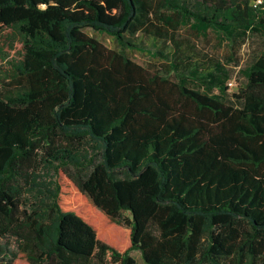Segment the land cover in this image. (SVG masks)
<instances>
[{"label":"trees","instance_id":"obj_1","mask_svg":"<svg viewBox=\"0 0 264 264\" xmlns=\"http://www.w3.org/2000/svg\"><path fill=\"white\" fill-rule=\"evenodd\" d=\"M154 2L0 0V81L17 83L0 89V264H140L133 251L147 264H264V49L232 98L180 45L177 79L125 52L151 26L177 42L169 28L185 18L264 38V0H158L173 12L160 24ZM91 141L99 162L78 157ZM45 165L49 221L29 195Z\"/></svg>","mask_w":264,"mask_h":264},{"label":"rangeland","instance_id":"obj_2","mask_svg":"<svg viewBox=\"0 0 264 264\" xmlns=\"http://www.w3.org/2000/svg\"><path fill=\"white\" fill-rule=\"evenodd\" d=\"M154 7L158 10V16L160 17L154 20L157 24L161 23L162 14L166 17L173 14L170 9L161 7L158 0H155ZM156 30V27L151 26L148 31L140 32L136 37L143 41L144 46L141 48H126L127 55L151 70H163L165 73H170L172 78L177 79L176 71H172L171 55L175 48L177 50V45H180L186 56L191 57L193 60L199 57L201 61H207L208 67L214 68L222 83L227 86V94L230 98L233 97V93H237L240 87L245 85L247 68L264 49V38L260 33L251 31L245 37L237 36L235 40H230L213 27L201 26L194 19H181L176 24V29L169 28L170 31H173L171 33L174 34L177 42L173 38L172 40L163 38L158 35ZM85 31L108 48L121 49V45L111 34L90 27L86 28ZM6 34L2 35L4 40H7ZM231 80L237 83L236 87H230L229 81ZM14 85H17V83L9 84L0 81V89L2 90H7ZM189 85L214 94L221 92L218 87L209 89V87H202L193 81H189ZM77 154L84 161L90 158L99 162L102 160V147L100 143L91 141L85 148L77 151ZM56 178V170L45 165L37 172V186H33L34 189L29 194L32 202L40 206L42 214L48 221L54 217L51 204L53 203L52 196ZM12 249L18 250L16 241L13 242ZM132 254L140 264H147L140 251H133Z\"/></svg>","mask_w":264,"mask_h":264},{"label":"built area","instance_id":"obj_3","mask_svg":"<svg viewBox=\"0 0 264 264\" xmlns=\"http://www.w3.org/2000/svg\"><path fill=\"white\" fill-rule=\"evenodd\" d=\"M262 0H257V2H261ZM229 85L231 88L236 87L237 83L234 80L229 81Z\"/></svg>","mask_w":264,"mask_h":264}]
</instances>
